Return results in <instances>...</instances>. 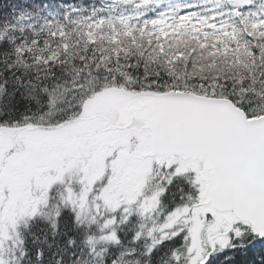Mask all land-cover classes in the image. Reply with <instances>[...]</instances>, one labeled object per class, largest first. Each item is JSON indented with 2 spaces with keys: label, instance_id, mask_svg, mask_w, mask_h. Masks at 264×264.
<instances>
[{
  "label": "trees",
  "instance_id": "1",
  "mask_svg": "<svg viewBox=\"0 0 264 264\" xmlns=\"http://www.w3.org/2000/svg\"><path fill=\"white\" fill-rule=\"evenodd\" d=\"M109 90L227 99L263 116L264 0H0V128L68 125ZM167 187L169 212L186 186ZM66 210L23 226L17 264H93L94 248L99 264H119L126 243L138 252L134 223L102 246ZM237 227L205 264H264V239ZM144 250L150 264H186L179 238Z\"/></svg>",
  "mask_w": 264,
  "mask_h": 264
},
{
  "label": "rangeland",
  "instance_id": "2",
  "mask_svg": "<svg viewBox=\"0 0 264 264\" xmlns=\"http://www.w3.org/2000/svg\"><path fill=\"white\" fill-rule=\"evenodd\" d=\"M164 93L171 92H143ZM128 94L102 92L89 99L77 121L58 128H0V264H17L23 226L32 219L52 221L63 209L102 246L115 243L128 223L138 226V252L126 243L119 264H150L141 246L173 238L184 245L186 264H201L211 245L224 246L229 233H241L233 218L230 228L223 215L204 206L203 163L173 158L158 164L150 158L149 132L142 113L131 111ZM71 155L75 159L67 162ZM55 167L64 169L51 176ZM55 183L62 188L53 190ZM172 184L186 188L176 190L178 203L169 212L161 211ZM93 250V264H99L104 251Z\"/></svg>",
  "mask_w": 264,
  "mask_h": 264
},
{
  "label": "water",
  "instance_id": "3",
  "mask_svg": "<svg viewBox=\"0 0 264 264\" xmlns=\"http://www.w3.org/2000/svg\"><path fill=\"white\" fill-rule=\"evenodd\" d=\"M149 97L141 105L149 156L202 162L204 206L229 214L230 228L234 218L264 239V115L251 119L227 99L191 93Z\"/></svg>",
  "mask_w": 264,
  "mask_h": 264
},
{
  "label": "flooded vegetation",
  "instance_id": "4",
  "mask_svg": "<svg viewBox=\"0 0 264 264\" xmlns=\"http://www.w3.org/2000/svg\"><path fill=\"white\" fill-rule=\"evenodd\" d=\"M128 100H129V103H131V111H138L140 110V105L142 104L143 101H145L147 98L143 95H139V96H136V95H128ZM114 123H116V119L114 121ZM116 128L117 129H121L119 126L117 127L116 125ZM68 148H70L68 151H71V147L70 146H67ZM79 147L78 148H73V152H78L79 151ZM75 159L74 155H71L69 156V159L67 162L71 161ZM66 161H64L63 163H65ZM64 167H60V168H56L55 167V171L54 173L51 175V176H55L58 172H60L61 170H63ZM38 180V178H36V181ZM62 187H58V185L55 183L54 184V189L53 190H58V189H61ZM53 194V198H56V195L55 193H52ZM21 231V230H20Z\"/></svg>",
  "mask_w": 264,
  "mask_h": 264
},
{
  "label": "bare ground",
  "instance_id": "5",
  "mask_svg": "<svg viewBox=\"0 0 264 264\" xmlns=\"http://www.w3.org/2000/svg\"><path fill=\"white\" fill-rule=\"evenodd\" d=\"M104 92H106V91H104ZM175 93H183V92H175ZM144 111V112H143ZM135 113H142V116H143V120H144V124H145V126H146V121H145V110L143 109V108H140V110H138V111H134ZM223 217L226 219V222H228V220H229V217H230V215L229 214H224L223 215ZM228 218V219H227ZM215 249L216 248H214V250L210 253V255H209V257L213 254V252L215 251Z\"/></svg>",
  "mask_w": 264,
  "mask_h": 264
}]
</instances>
